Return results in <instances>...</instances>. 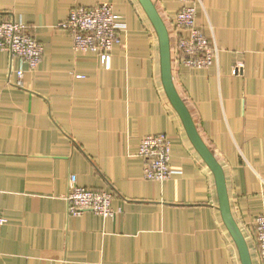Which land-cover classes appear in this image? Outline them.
Here are the masks:
<instances>
[{
    "label": "crops",
    "instance_id": "obj_1",
    "mask_svg": "<svg viewBox=\"0 0 264 264\" xmlns=\"http://www.w3.org/2000/svg\"><path fill=\"white\" fill-rule=\"evenodd\" d=\"M171 39L175 87L223 167L231 210L256 249L264 214V0H153ZM114 7L125 24L109 66L59 28L75 7ZM187 5L218 53L182 66L174 19ZM26 24L37 69L0 52V264H241L214 175L164 90L158 36L137 0H0V24ZM22 71L23 76L18 73ZM172 144L165 183L144 179L139 144ZM113 193L120 214L69 216L71 179ZM252 245L250 244V242ZM256 252V251H255ZM254 264H261L256 253Z\"/></svg>",
    "mask_w": 264,
    "mask_h": 264
},
{
    "label": "built area",
    "instance_id": "obj_2",
    "mask_svg": "<svg viewBox=\"0 0 264 264\" xmlns=\"http://www.w3.org/2000/svg\"><path fill=\"white\" fill-rule=\"evenodd\" d=\"M195 5L184 6L176 15L174 25L188 33L177 39V53L182 66L202 70L209 69L217 56L216 46L211 45L203 29L197 24ZM125 24L118 21L114 7L102 3L94 8L75 7L70 11L66 21L59 28L67 31L73 39V48L78 53L97 55L104 66L110 65L111 53L121 40ZM0 52L18 57L30 69L39 67L44 57V47L26 24L12 20L0 24ZM19 77L23 72L18 73ZM172 144L165 135H148L141 139L138 156L144 165V179L150 182L165 183L176 173L170 164ZM67 213L78 217L92 212L102 219H114L119 211L113 209V193L96 192L78 187L72 177L68 194ZM6 220L0 216V243L2 229ZM256 253L261 264H264V214L257 217L254 223Z\"/></svg>",
    "mask_w": 264,
    "mask_h": 264
},
{
    "label": "water",
    "instance_id": "obj_3",
    "mask_svg": "<svg viewBox=\"0 0 264 264\" xmlns=\"http://www.w3.org/2000/svg\"><path fill=\"white\" fill-rule=\"evenodd\" d=\"M137 1L146 13L158 36L162 83L167 97L179 115L192 145L195 147L203 161L207 164L214 175L219 201V210L222 220L237 247L240 262L241 264H254L248 241L235 220L231 210L230 197L223 167L202 140L188 108L175 87L172 73L171 39L169 30L161 18L153 0Z\"/></svg>",
    "mask_w": 264,
    "mask_h": 264
},
{
    "label": "trees",
    "instance_id": "obj_4",
    "mask_svg": "<svg viewBox=\"0 0 264 264\" xmlns=\"http://www.w3.org/2000/svg\"><path fill=\"white\" fill-rule=\"evenodd\" d=\"M79 7H81V6H79ZM70 14V13H69ZM69 16V15H68ZM68 18V17H67ZM67 20V19H66ZM65 20V21H66ZM72 41H73V39H72ZM250 247V246H249ZM250 250H251V254H252V258H253V261H254V255L256 256V252H255V249L253 248V247H251L250 248Z\"/></svg>",
    "mask_w": 264,
    "mask_h": 264
},
{
    "label": "rangeland",
    "instance_id": "obj_5",
    "mask_svg": "<svg viewBox=\"0 0 264 264\" xmlns=\"http://www.w3.org/2000/svg\"><path fill=\"white\" fill-rule=\"evenodd\" d=\"M249 242H250V240H249ZM250 244L252 245V243L250 242Z\"/></svg>",
    "mask_w": 264,
    "mask_h": 264
}]
</instances>
